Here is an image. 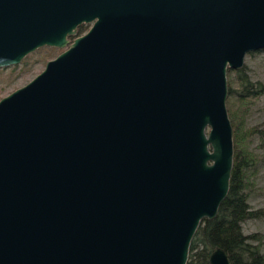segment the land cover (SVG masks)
I'll use <instances>...</instances> for the list:
<instances>
[{"label": "water", "instance_id": "1", "mask_svg": "<svg viewBox=\"0 0 264 264\" xmlns=\"http://www.w3.org/2000/svg\"><path fill=\"white\" fill-rule=\"evenodd\" d=\"M43 46L64 50L0 98V264H187L264 0H0V68Z\"/></svg>", "mask_w": 264, "mask_h": 264}, {"label": "rangeland", "instance_id": "2", "mask_svg": "<svg viewBox=\"0 0 264 264\" xmlns=\"http://www.w3.org/2000/svg\"><path fill=\"white\" fill-rule=\"evenodd\" d=\"M83 25L85 32L90 24ZM63 50L64 48L43 46L26 55L19 64L0 68V98L33 79L43 70L47 61L55 58ZM238 72L247 77L251 91L247 92L242 88ZM227 83L228 87L232 88L226 98L227 111L238 107V97L242 94L245 111L243 130L264 129V50L247 53L241 69H229ZM242 145L252 158L248 161L246 170L248 204L252 210H260L261 215L259 218L243 221L242 231L245 235H255L259 239L252 242L260 244V251L264 257V143L256 132L242 139Z\"/></svg>", "mask_w": 264, "mask_h": 264}, {"label": "trees", "instance_id": "3", "mask_svg": "<svg viewBox=\"0 0 264 264\" xmlns=\"http://www.w3.org/2000/svg\"><path fill=\"white\" fill-rule=\"evenodd\" d=\"M84 29L85 25H80L78 34H82ZM238 76L242 88L247 92L251 91L247 77L240 72ZM231 89L229 86V93ZM242 96L240 94L238 97V107L228 111L234 146L229 191L220 204L216 217L211 220L203 219L198 226L190 243L187 264H209V254L216 247H221L227 253L232 264H264L260 244L254 243L259 239L255 235H245L242 231L243 221L261 217L260 210H252L248 204L246 170L249 165L248 161L252 158L242 145V139L257 132L264 143V129L243 130L245 111Z\"/></svg>", "mask_w": 264, "mask_h": 264}]
</instances>
